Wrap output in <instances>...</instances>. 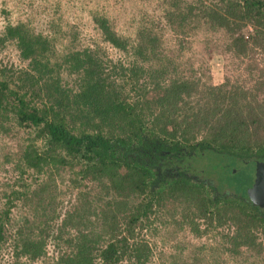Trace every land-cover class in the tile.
Segmentation results:
<instances>
[{
	"label": "trees",
	"instance_id": "obj_1",
	"mask_svg": "<svg viewBox=\"0 0 264 264\" xmlns=\"http://www.w3.org/2000/svg\"><path fill=\"white\" fill-rule=\"evenodd\" d=\"M24 1L31 9L36 0ZM141 1L153 19L128 36L89 7L80 22L100 39L74 47L70 25L62 56L52 18L14 16L1 5L0 122L23 128L28 142L19 173L5 172L0 184V264H151L140 231L175 201L193 210V230L215 219L228 226L189 264L217 252L263 261L264 207L220 194L186 167L196 148L264 159V0ZM199 30L222 32L226 65L238 61L218 84L179 61ZM169 32L177 54L161 48ZM101 44L119 56L107 58ZM57 183L67 187L55 193Z\"/></svg>",
	"mask_w": 264,
	"mask_h": 264
},
{
	"label": "rangeland",
	"instance_id": "obj_2",
	"mask_svg": "<svg viewBox=\"0 0 264 264\" xmlns=\"http://www.w3.org/2000/svg\"><path fill=\"white\" fill-rule=\"evenodd\" d=\"M45 2L54 9L51 10ZM30 4L31 9L24 0L22 3H17L14 0H0V7L5 5L14 16L33 20H36L35 18L40 20L45 17L52 18L50 30L55 31L53 36L58 38L56 44L58 56H62L66 52L64 48L66 45L63 44H68L70 25L74 24L77 27L76 31L78 30L74 47H82L91 44V40L100 39L92 27L80 22L86 20L89 7H96L102 13L106 12L110 17L115 18L118 32L126 36L133 34L136 26L151 21L155 12L141 0H36ZM173 37L169 32L162 38L164 44L161 45V48L168 54L178 53L173 45ZM186 41V44L179 48V61L182 62V68L186 70H190L191 67L198 68V71L204 72L203 78L212 84L220 83L224 79L226 71L231 70L230 68L234 70L238 65V61L234 59H227L230 65H226L222 52L224 42L222 32L199 30L195 34H189ZM101 47L105 50L102 53L107 58H110L109 54L111 53L114 56H119L118 52L110 50V48H107V51L103 44ZM1 55L6 58L7 52L4 51ZM120 55L123 56V53ZM65 78L66 81L68 80V86L72 90H76L74 75L66 74ZM118 80L122 83L120 78ZM26 142H28V138L23 128L13 123L3 125L0 122V184L4 181L5 172H12L14 175L19 173L16 159L19 158V152ZM6 158H9V162L6 161ZM186 168L191 174L202 176L207 182L211 180V184L215 185L222 195L237 194L245 197L248 188L252 186L256 178L254 158L240 159L205 148H196L190 153ZM66 187L65 184L57 183L54 189L55 193L63 191L62 189ZM48 192L46 199L56 204L59 200L58 197L50 190ZM130 202L136 203L137 197L130 199ZM76 205L79 206L78 203ZM98 205L99 202L96 206ZM185 205L186 203L180 204L176 201L163 205V209L158 210L155 217L151 215L149 218L150 224L146 225L149 229L140 231L139 237L146 238L150 244L151 264H189L188 262L196 251L200 250L201 253V245L205 249H209L215 241L219 240L220 231L228 228L224 223V225H218V220L215 219L211 223L213 226H208L207 229L204 228L205 221H198V231L193 230V210H188ZM191 206L193 207L192 204ZM185 210H187V216L184 218L181 214ZM251 261V257L242 256L240 259L232 260L228 258L226 252H217L199 264H249ZM257 263L264 264V258L263 261L258 260Z\"/></svg>",
	"mask_w": 264,
	"mask_h": 264
},
{
	"label": "water",
	"instance_id": "obj_3",
	"mask_svg": "<svg viewBox=\"0 0 264 264\" xmlns=\"http://www.w3.org/2000/svg\"><path fill=\"white\" fill-rule=\"evenodd\" d=\"M256 178L248 188V198L258 206L264 207V159L255 161Z\"/></svg>",
	"mask_w": 264,
	"mask_h": 264
},
{
	"label": "flooded vegetation",
	"instance_id": "obj_4",
	"mask_svg": "<svg viewBox=\"0 0 264 264\" xmlns=\"http://www.w3.org/2000/svg\"><path fill=\"white\" fill-rule=\"evenodd\" d=\"M253 159V158H252ZM255 159V158H254ZM260 160H262V159H260ZM255 161H257L256 159H255ZM217 188V187H216ZM217 192H219V189L217 188Z\"/></svg>",
	"mask_w": 264,
	"mask_h": 264
},
{
	"label": "built area",
	"instance_id": "obj_5",
	"mask_svg": "<svg viewBox=\"0 0 264 264\" xmlns=\"http://www.w3.org/2000/svg\"><path fill=\"white\" fill-rule=\"evenodd\" d=\"M251 29V28H250Z\"/></svg>",
	"mask_w": 264,
	"mask_h": 264
}]
</instances>
